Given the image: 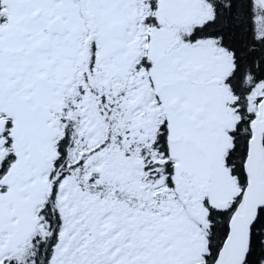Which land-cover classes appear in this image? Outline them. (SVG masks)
Instances as JSON below:
<instances>
[{
    "label": "snow or ice",
    "instance_id": "6c2138e0",
    "mask_svg": "<svg viewBox=\"0 0 264 264\" xmlns=\"http://www.w3.org/2000/svg\"><path fill=\"white\" fill-rule=\"evenodd\" d=\"M0 264H264V0H0Z\"/></svg>",
    "mask_w": 264,
    "mask_h": 264
}]
</instances>
